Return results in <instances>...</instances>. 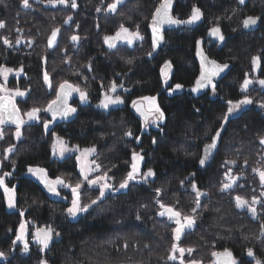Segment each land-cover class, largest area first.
<instances>
[{
    "label": "trees",
    "instance_id": "trees-1",
    "mask_svg": "<svg viewBox=\"0 0 264 264\" xmlns=\"http://www.w3.org/2000/svg\"><path fill=\"white\" fill-rule=\"evenodd\" d=\"M110 2L80 0L77 10L73 11L62 6L47 8L44 0L30 2V8L21 7L20 0H0V20H5L7 25L0 29V37H7L13 45L6 47L0 39V65L14 70L22 66L24 76L19 82L12 79L8 87L30 89L24 100L17 101V107L22 111L33 106L44 107L55 98V90L50 91L43 84L44 70L50 73L54 85L67 79L89 94L86 103H81L79 95L72 99L70 106L76 107L77 113L71 122L52 123L48 131L43 127V120L52 121L44 112L40 113V120L27 121L22 126L19 141L13 135L15 127L4 125V138L0 141V175L5 171L11 173L5 182L15 188L17 206L15 212H8L0 189V252L7 253L0 264H40L42 259L47 264H103L105 258L111 264H172L166 262V256L174 224L157 215L160 209L156 200L188 214L194 207L195 194L190 183L181 187L180 181L185 177L209 193L202 197L193 229L187 230L181 238V246L195 248L189 259L210 264L213 250L228 249L237 264H254L246 255V249L252 248L256 257L264 261V238L260 237L264 209L257 205L258 217L253 219L246 210L235 209L232 202L236 194L251 200L253 195L259 197L262 191L252 168L264 158V146L258 142V137L264 135V109L258 106L264 101V88L255 82L250 85L247 95L254 103L230 120L209 163L204 168L199 167L206 133H214L220 123L219 117L227 110L226 101H236L245 95L240 90L245 73L254 81L264 79V19L258 21L253 30H244L242 26L246 16L264 17V0H246L245 5H238L237 0H173L174 17L188 19L195 5L202 12V23L194 29L183 27L166 31L161 48L152 57L147 55L151 51L148 24L158 0H125L112 15L95 11L97 6L104 8ZM68 15L73 20L64 24ZM121 24L130 31H136L139 25L144 39L131 47L124 44L110 50L103 37L114 35ZM215 26L221 28L225 38L222 44L206 40L207 33ZM54 27L61 28L58 44L47 49V36ZM73 34L81 37L75 45L70 41ZM17 36L26 41L31 39L32 45L26 42L18 47L15 45ZM198 40L209 59L228 63L229 72L215 83L216 94L210 87L194 97L188 90L200 73L195 59ZM42 56L47 57L46 64ZM252 56H261L257 73L253 71ZM127 59H133V63H126ZM165 61L172 64L166 89L181 84L183 88L179 94L171 96L164 89L160 69ZM113 80L123 83L116 94L124 103L111 105L108 110L98 108L102 98L101 84L107 87ZM143 96H156L165 113L166 119L158 129L143 132L141 119L132 111V101ZM128 130L133 132V137L124 135ZM53 135L71 147L94 146L93 159L102 165V170H110L108 175L114 177L110 181L116 187L130 169L133 151L143 155V171L151 168L155 176L149 183H132L125 192L106 195L89 212L70 221L66 214L69 194L62 195L67 201L51 200L27 175L31 166L44 168L50 180L60 177L72 185L80 180L74 156L53 157L50 146ZM135 136L141 138L139 142ZM10 145H15V149L3 160L4 150ZM226 159H236L237 166L221 167ZM245 159L248 161L243 168L245 178L238 181V185L244 187L234 186L231 195L220 193L218 188L227 168L239 174ZM156 189H162L158 198ZM96 196V190L83 188L81 191L84 203ZM21 210L30 222V230L34 226L51 225L61 233L60 237H53L45 252H40L33 243L27 255L19 254V248L12 251ZM138 213L143 217L141 221L136 220ZM125 240L130 245L126 251L121 247ZM118 247L119 252L116 251Z\"/></svg>",
    "mask_w": 264,
    "mask_h": 264
},
{
    "label": "snow or ice",
    "instance_id": "snow-or-ice-1",
    "mask_svg": "<svg viewBox=\"0 0 264 264\" xmlns=\"http://www.w3.org/2000/svg\"><path fill=\"white\" fill-rule=\"evenodd\" d=\"M37 3L40 0H36ZM104 0H101L103 3ZM124 0H111L110 3H107L106 7L101 8L97 6L95 11L97 13L107 12V13H116L118 11V6L122 5ZM45 6H51L55 8L57 5H62L65 7H71L72 9H76L78 7L77 0H44ZM246 0H237L238 5H245ZM20 5L23 8H30V0H20ZM173 10V0H158V4L155 6L154 11L151 14V20L148 24V27L151 29L152 42H151V51L147 53L149 57H152L153 53L156 52L157 47L162 43L164 37L162 35L161 29L164 25H180V24H193L199 21L202 17V12L199 7L193 6L191 9V14L186 20H181L179 18L174 17L171 12ZM235 12V10H234ZM264 19V17L259 16H246L242 21V26L244 29H249L250 27L257 25L258 21ZM73 20L71 15H68L64 19V24H68ZM6 21L0 20V29H4L6 27ZM79 27V25H77ZM99 28V25H97ZM17 31H21L17 29ZM61 32L60 27L52 28L50 34L47 36V49H53L58 44L57 37ZM209 35L215 37L216 39L223 41L225 38L222 35L221 28L219 26L212 27L209 30ZM2 39L3 44L6 47H12V42L7 37H0ZM144 37L141 35L139 31V25H137L136 31H130L128 27L121 24L119 29L115 32L114 35H105L103 37V42L107 46L108 49H115L117 47V42H124L128 45H132L135 40H143ZM81 40V37L77 34H73L70 36V41L75 45ZM24 41L20 36H17L15 39V45H20ZM33 41L31 39L27 40V44L31 46ZM197 44V56L201 59V71L200 76L196 81V86L191 89L192 92H197L201 89L211 87L213 94H216V84L214 83V78L220 76L221 73L225 72L226 69L229 68L228 63H217L215 60L209 59L207 56L203 54L200 49L201 42L198 40ZM41 60L46 64L47 57L42 56ZM261 61V56H252L251 64L253 67V71L259 66ZM69 60L66 59L65 63H68ZM126 63L132 64L133 59H127ZM89 71L92 70L91 63L88 65ZM172 70V64L169 61H165L164 65L160 69L161 76L165 78L164 82L167 83V75ZM19 76L23 72V67L21 66L19 69H13L11 67H6L4 65H0V78L3 79L5 83L0 84V93H7L8 99L5 100L4 96H0V125H5L6 123L15 125L14 138L19 141L22 138V126L27 121H38L40 120V113H49L51 115L52 120H56L57 118L67 119L73 114L77 113V108L69 105L68 100L74 94H78L81 103H86L89 99L88 92L81 88L79 84H74L67 79L62 80L58 85H54L53 78L47 70L43 71V84L47 86V88L51 90H55V98L48 101L47 105L44 107L33 106L30 109L22 111L17 107L16 103H13V99L15 97H25L30 94V89L21 90L19 87L15 89H8L6 87L8 81V75L13 73ZM119 75V74H118ZM257 83L261 88H264V79H259L254 81L250 79L248 74L245 73V78L243 82L240 84V90L242 93H245L242 99L233 101L228 99L227 110L222 114L219 125L216 127L213 134L208 135L206 133V142L203 146V154L199 158V164L204 166L206 161L213 155L214 150L218 149V144L223 138V132L226 130V125L230 122V117L237 113L242 106L253 104L254 101L249 98L247 95L249 91V86L253 83ZM123 87V83H117L115 80L111 81L110 84L105 87V85L101 84V99L97 105L98 108L108 110L111 105H119L124 103L121 96L116 94L117 88ZM183 85L176 84L172 91L177 89H182ZM144 102L147 104V109L144 108ZM258 106L264 109V101L259 102ZM132 107L135 111L143 118V127H147L149 124L159 125L162 124L166 117L165 113L161 110L160 106L156 103L155 96H143L140 97L139 100L132 101ZM198 112L199 109L197 108ZM147 112V114H146ZM150 114V115H149ZM25 117L27 118L25 120ZM50 121L43 120V127L47 131L49 128ZM126 137H133L134 134L131 130H128L124 133ZM4 138V132L0 130V139ZM137 142L140 141L139 136H135ZM258 142L261 146H264V135L258 137ZM156 143V140H153V144ZM15 149V145H10L8 148L4 150V159H8V153L13 152ZM53 155H59L63 157L67 152H78L80 155L76 157L77 165L79 167L80 177L81 179L72 185L70 183H66L62 178L57 177L55 180H50L48 178V174L44 168L40 167H29L28 172L35 176L44 187L53 194L54 196H60V192L57 190V186L68 188L71 191V206L67 207L66 214L68 217L76 218L81 213H87L94 206L97 205L98 202H102L104 198H106V193L112 191H120L123 189H128L130 185L135 183H149L150 178L155 176V172L153 169L149 168L146 171L141 169V162L144 160L143 155L139 152L133 151L131 154V163L130 170L127 171L124 178L119 183V186L116 187L114 183H109L110 180H113L114 177L108 175L110 170H102V165L97 162L96 159L89 160V157L93 156L96 153V148L88 147L84 149H80L78 146L73 148H68L63 141V139L59 137H54V142L52 145ZM236 159H226L221 167H225L226 165L237 166ZM15 162L13 161V165ZM248 161L245 159L243 162V166H241V171L239 174H234L232 168H227L224 173L223 179L221 181L220 187L218 191L220 193H228L231 195L234 186L244 187L243 184L238 185V181L240 179L245 178L243 168L247 167ZM96 173L95 176L92 174ZM252 173L255 177L258 178L259 187L262 189L259 197L253 195L251 200L248 198L236 194L232 196V202L237 210H246L247 213L253 218L256 219L258 217V208L257 205L260 206L261 209H264V158L262 161L258 162V166L252 168ZM10 172H3L0 175V189L3 190L5 194V199L7 202V207L9 209H15L16 204V190L14 187H9L6 184V178L10 176ZM87 184L88 188L93 190L98 188L99 195L96 196L95 199H92L88 203H84L81 200V189L82 185ZM186 183H190L191 190L195 194L194 195V207L190 209L188 214H185L181 210H178L174 205H166L156 200V203L159 205V211L157 215L159 217H166L168 221L175 225L172 228V243L170 248L168 249V254L166 256V262H172V264H202V261L196 260L194 258L189 259L193 256L195 248L189 246H181V238L186 234V230L193 229L196 224V220L199 215V211L201 210L202 205V197H207L209 195L208 192L202 191L198 188L197 184L194 181H189L188 177H185L184 180L180 181L181 187H185ZM156 197H160L162 194V189H156ZM178 203V201H177ZM219 211V209H216ZM25 215L24 210L20 211V216L23 218ZM143 217L138 213L136 215V220L141 221ZM9 231H12L9 229ZM26 224L22 219L19 225V228L16 230L15 239L12 241V247H15L17 243L23 244V252L27 253L29 251V244L25 238ZM32 236L37 244L40 245V252H45L46 249L49 248V242L53 239V237H60L61 233L55 231V229L51 226H45L42 228H37L35 232L32 233ZM260 237L264 238V223L260 225ZM137 243H139L137 241ZM125 251L130 247L129 242L127 240L121 246ZM148 247V245H145ZM213 247H215L213 245ZM117 252L120 251L118 247L116 249ZM187 254V255H186ZM247 257L251 258V261H254V264H264V261L257 258L254 250L252 248L246 249ZM211 257L213 258L210 261V264H237V260L234 257L233 253L224 249L223 251L213 250L211 252ZM7 253L0 252V259H6ZM92 259L91 257L89 258ZM162 259H164L162 257ZM40 264H47V261L42 259ZM103 264H111V261L105 258Z\"/></svg>",
    "mask_w": 264,
    "mask_h": 264
},
{
    "label": "rangeland",
    "instance_id": "rangeland-1",
    "mask_svg": "<svg viewBox=\"0 0 264 264\" xmlns=\"http://www.w3.org/2000/svg\"><path fill=\"white\" fill-rule=\"evenodd\" d=\"M125 1V0H124ZM30 2H33V3H36V0H30ZM44 6H45V3H44ZM45 7H47V8H53V7H51V6H45ZM56 7H60V6H56ZM119 8V7H118ZM68 9H70V8H68ZM73 10V9H72ZM24 42L23 43H21L20 45H23L24 43H26L27 41L25 40V39H22ZM141 40H135V41H133V44L132 45H128V46H133L135 43H138V42H140ZM20 45H17L18 47L20 46ZM258 69V68H257ZM24 76V74L23 73H21L19 76H17L16 74H15V71L13 72V73H10L9 75H8V81H7V84H6V87L8 88V89H11L10 87H8V85H9V83H10V81H12V79H14V82H19V80H20V78L21 77H23ZM2 79V78H1ZM167 79V83H165L164 82V80L165 79H163V85H164V89L166 90V93L168 94V95H176V94H179V93H181L182 92V89H177V90H175V91H172V89H174V87L175 86H172V88H169V89H166L167 87H168V85H169V83H170V79H169V76L166 78ZM2 83H5L4 81H3V79L1 80V83L0 84H2ZM259 85V84H258ZM260 86V85H259ZM0 96H4V98H8V94L7 93H0ZM27 97V95L25 96V97H15L14 99H13V103H17V101H20V100H24L25 98ZM156 97V96H155ZM141 103H144V102H141ZM156 103L158 104V98L156 97ZM144 108H145V110L147 109V104L146 103H144ZM249 108V105H245V106H242V108L237 112V113H235V114H233L231 117H230V120L231 119H233V118H236L237 116H239L243 111H245V110H247ZM27 118L25 117V120H26ZM51 120V119H50ZM27 123V122H26ZM50 124H52V122H50ZM160 125V124H159ZM159 125H153V124H149L146 128L145 127H143V132H147V131H149L150 129H158V127H159ZM52 126V125H51ZM50 126V127H51ZM4 125H0V130H4ZM54 137H56V135H53V137H52V140H51V143H50V146H51V149H52V145H53V142H54ZM2 139H0V141H1ZM65 144H66V146L68 147V148H73V147H75V146H68V144L65 142ZM215 151L216 150H214V152H213V154L215 153ZM52 152H53V150H52ZM78 155H80V153H78V152H67V153H65V155L63 156V157H61V156H59V155H53V157L55 158V159H65L66 157H68V156H74L75 157V162H76V165H77V159H76V157L78 156ZM93 156H94V154H93ZM93 156H91V157H89V160H91V159H93ZM213 156V155H212ZM211 156V157H212ZM211 157H209V159L206 161V164L204 165V166H201L200 164H199V167L200 168H204V167H206V165L209 163V161H210V159H211ZM3 160H4V157H3ZM143 163H144V160L141 162V169L143 170ZM77 170H78V174H79V176H80V172H79V167H78V165H77ZM130 170V169H129ZM27 175L29 176V175H31L29 172H28V170H27ZM93 176H95L96 175V173H93L92 174ZM9 177H11V176H8L6 179H8ZM80 179H81V177H80ZM64 180V179H63ZM150 180H151V178H150ZM65 181V180H64ZM66 182V181H65ZM109 183H111V181H109ZM133 183H135V182H133ZM142 183V182H141ZM136 184H139V183H136ZM83 188H88V186H87V184L85 183L84 185H82V189H81V191L83 190ZM89 189H91V188H88V190ZM2 190V189H1ZM57 190L60 192V196H58V199L59 198H61V200L62 201H67V199L66 198H64L65 197V195L66 194H69V207L71 206V196H72V194H71V191H70V189H68V188H63V187H60V186H57ZM97 192H98V195H99V191H98V188L97 189H95ZM127 189H123V190H120V191H116V192H112V191H110V192H108V193H106V195H109V194H112V193H114V194H117V193H120V192H125ZM2 193H3V195H4V198H5V194H4V192H3V190H2ZM62 195L64 196V197H62ZM5 205H6V210L8 211V212H15L16 211V208L15 209H9L8 207H7V202H6V199H5ZM85 213H81V214H79L76 218H72V217H68V219L70 220V221H76L78 218H80L81 216H83ZM24 220V222H25V224H26V231H25V238H26V240H27V242H28V244H29V251L27 252V253H25V252H23V244H21V243H17V245L15 246V247H13L12 249V251H15V249L16 248H19L20 250H18L19 251V254H21V255H27L29 252H30V246L32 245V240H33V236H32V233L33 232H35V230L38 228V227H36V226H34L33 228H32V230H30L29 229V226H30V222L29 221H27L24 217L22 218L21 217V219H20V222H21V220ZM19 225H20V223H19ZM174 227H175V225H174ZM18 228H19V226H18ZM17 228V229H18ZM51 242H52V240L49 242V245L51 244ZM184 246V245H183ZM35 247H38V248H40V245H35ZM187 255V254H186Z\"/></svg>",
    "mask_w": 264,
    "mask_h": 264
},
{
    "label": "water",
    "instance_id": "water-1",
    "mask_svg": "<svg viewBox=\"0 0 264 264\" xmlns=\"http://www.w3.org/2000/svg\"><path fill=\"white\" fill-rule=\"evenodd\" d=\"M124 3V2H123ZM121 6V5H120ZM120 6H118V7H120ZM173 7H174V2H173ZM109 15H112V14H114V13H108ZM171 14H172V12H171ZM202 23V18L199 20V21H197V22H195V23H193V24H180V25H164L163 27H162V29H161V32H162V35H163V37H164V33L166 32V31H170V30H174V29H178V28H189V29H194V28H196V27H198L200 24ZM244 30H248V29H244ZM149 31H150V36H151V42H152V35H151V29L149 28ZM206 40H209V41H211V42H213V43H219V44H222V42L224 41H220V40H218V39H216L215 37H212V36H210L209 35V32L207 33V35H206ZM163 41H164V39H163ZM163 41H162V43L157 47V49H156V52L161 48V46H162V44H163ZM201 42V41H200ZM124 44H126V43H124V42H117V47L118 46H120V45H124ZM107 47V46H106ZM200 49H201V51L203 52V49H202V47H201V44H200ZM156 52H154L153 54H155ZM203 54H204V52H203ZM205 55V54H204ZM206 56V55H205ZM195 59H196V61H197V63H198V65H199V68H200V71H201V59H200V57L199 56H197V49H196V53H195ZM258 68V67H257ZM257 68L255 69V73H257ZM228 72H229V68L228 69H226L225 70V72H223V73H221L220 74V76H218V77H215L214 78V83H218V82H220L222 79H224L226 76H227V74H228ZM170 73V72H169ZM169 73H168V75H169ZM168 75H167V77H168ZM199 76H200V73H199ZM199 76H198V78H199ZM163 79H165L164 77H162ZM197 78V79H198ZM197 79H196V81H197ZM196 81H195V83H194V85H193V87H195L196 86ZM192 87V88H193ZM191 88V89H192ZM210 87H208V88H204V89H201V90H199V91H197V92H192L191 91V89H189L188 90V92H190L194 97H198V96H200V95H202L203 93H205L208 89H209ZM249 88H250V86H249ZM78 96V94H76V93H74L70 98H69V100H68V103H69V105H70V103H71V101H72V99L73 98H75V97H77ZM8 98H5V100H7ZM132 111L134 112V114L135 115H137L140 119H141V121H142V123H144V121H143V118L135 111V109L132 107ZM76 114V113H75ZM75 114H73V116H70V117H68L67 119H61V118H57L56 120H52V118H51V115L49 114V113H46V115L52 120V123H57V122H64V123H68V122H71L73 119H74V117H75ZM146 114H147V112H146ZM150 115V114H149ZM5 125H10V126H14L15 127V125L14 124H10V123H6ZM52 124H49V128H50V126H51ZM49 128H48V130H49ZM47 130V131H48ZM0 170H1V161H0ZM29 178L31 179V180H33L40 188H41V190L48 196V198H50L51 200H54V201H56L57 199H58V196H54L53 194H51L50 192H48V190L44 187V185L35 177V176H33L32 174L31 175H29ZM49 178V177H48ZM34 245H36L37 243L35 242V240H34V238H33V240L31 241ZM37 245H39V244H37Z\"/></svg>",
    "mask_w": 264,
    "mask_h": 264
},
{
    "label": "flooded vegetation",
    "instance_id": "flooded-vegetation-1",
    "mask_svg": "<svg viewBox=\"0 0 264 264\" xmlns=\"http://www.w3.org/2000/svg\"><path fill=\"white\" fill-rule=\"evenodd\" d=\"M79 2H80V0H77V3H78V6H79ZM58 6H62V5H58ZM62 7H65V6H62ZM69 8H71V7H69ZM78 8V7H77ZM77 8L76 9H73V11L74 10H77ZM72 9V8H71ZM255 26L256 25H254V26H252V27H250L248 30H253L254 28H255ZM170 74V73H169ZM169 76V75H168ZM52 121V120H51ZM186 232H187V230H186Z\"/></svg>",
    "mask_w": 264,
    "mask_h": 264
}]
</instances>
